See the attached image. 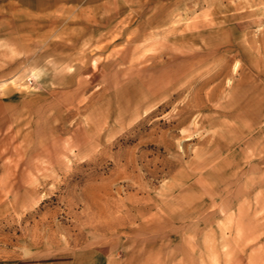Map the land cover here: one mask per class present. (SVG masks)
Masks as SVG:
<instances>
[{"label": "rangeland", "instance_id": "1", "mask_svg": "<svg viewBox=\"0 0 264 264\" xmlns=\"http://www.w3.org/2000/svg\"><path fill=\"white\" fill-rule=\"evenodd\" d=\"M0 264H264V0H0Z\"/></svg>", "mask_w": 264, "mask_h": 264}, {"label": "crops", "instance_id": "2", "mask_svg": "<svg viewBox=\"0 0 264 264\" xmlns=\"http://www.w3.org/2000/svg\"><path fill=\"white\" fill-rule=\"evenodd\" d=\"M30 4L41 10H50L60 7L62 4L76 3L80 0H21L22 4Z\"/></svg>", "mask_w": 264, "mask_h": 264}]
</instances>
